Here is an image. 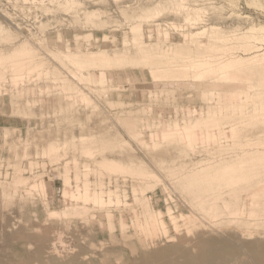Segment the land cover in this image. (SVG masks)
Segmentation results:
<instances>
[{"label": "rangeland", "instance_id": "1", "mask_svg": "<svg viewBox=\"0 0 264 264\" xmlns=\"http://www.w3.org/2000/svg\"><path fill=\"white\" fill-rule=\"evenodd\" d=\"M200 233L264 240V0H0V264Z\"/></svg>", "mask_w": 264, "mask_h": 264}, {"label": "bare ground", "instance_id": "2", "mask_svg": "<svg viewBox=\"0 0 264 264\" xmlns=\"http://www.w3.org/2000/svg\"><path fill=\"white\" fill-rule=\"evenodd\" d=\"M109 225L112 226L111 221H109ZM203 234H197L193 238H188V240L183 238L181 243L185 244L182 245L173 244L174 246H172L170 244L164 247L160 246L155 250L148 248L128 264H247L248 260L245 257L246 254H244L246 252L252 264H264V240L257 239L253 242H244L241 241L242 238L234 237L235 241H238L235 244ZM249 235L251 234L249 233ZM171 240L177 241L179 239L171 238Z\"/></svg>", "mask_w": 264, "mask_h": 264}]
</instances>
